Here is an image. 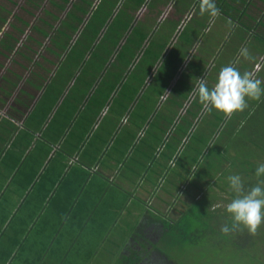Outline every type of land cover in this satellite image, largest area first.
<instances>
[{
  "label": "crops",
  "instance_id": "obj_1",
  "mask_svg": "<svg viewBox=\"0 0 264 264\" xmlns=\"http://www.w3.org/2000/svg\"><path fill=\"white\" fill-rule=\"evenodd\" d=\"M23 1L0 3L19 12ZM214 2L216 17L201 14L200 0H92L94 26L91 11L67 27L71 5L59 12L43 1L44 35L27 30L43 46L0 56V264L114 263L129 256L132 238L122 248L110 241L106 219L132 197L145 205L141 221L172 219L178 203L218 188L245 154L243 173L257 182L264 131L253 129L246 153L238 138L255 114L264 128L255 110L264 99L229 118L195 89L200 78L211 89L230 64L264 81L252 34L264 0Z\"/></svg>",
  "mask_w": 264,
  "mask_h": 264
},
{
  "label": "rangeland",
  "instance_id": "obj_2",
  "mask_svg": "<svg viewBox=\"0 0 264 264\" xmlns=\"http://www.w3.org/2000/svg\"><path fill=\"white\" fill-rule=\"evenodd\" d=\"M51 3L53 6H56L55 1L51 0ZM75 6H80V8L85 9L87 13H91V11L92 14L94 13L89 21H87L92 22L91 26H94L95 4H92V0H88L84 3H82V0H79V2L75 3ZM89 6L90 8L87 9ZM42 14L43 13L40 15ZM48 14L49 16L51 15L50 12ZM83 22H85V19ZM253 25V44L257 45L258 52L262 54L264 52V22H262L260 26L256 23H253ZM88 33V29L84 31L80 41L84 42L86 39H90V37L87 38L86 36ZM259 76L264 77V71ZM262 87H264V84ZM261 99H264V96H262ZM246 100H248V98H246ZM255 110L260 113L264 112V108H257ZM256 119H260L257 117V114L254 115L253 119L248 120L246 124L243 125V130L239 133L238 139L242 145V147L240 146L241 152L246 153L245 149L249 148L248 144L252 142L253 129L257 130L259 127L260 130L264 131L261 125H257V122H255ZM237 159L241 164H232L229 171L222 175L223 177L216 183L218 188H207L199 200L194 199V196H192L189 197V200L187 199L189 203H178L175 209L181 213H172L170 215L172 220L170 221L160 220V222H166L165 225L168 228V232L164 234L159 241L155 242L153 247L164 253L175 264L264 263L261 259L264 257V222H262L256 234L249 233L242 225L230 231L228 234L221 231L223 225L227 224L231 226L233 223L231 214L226 211V205L235 198V194L229 188L227 177L232 174H239L244 180L246 189H250L256 185V182H250L243 173V171H247V165L251 162L252 158L249 159L248 155L245 154L238 155ZM201 170V168H198L196 173L199 174ZM106 203L108 204V201ZM145 211V205L139 202L135 197H132L124 213L123 211L120 213L119 211L116 212V214H114L116 219L113 221L106 219L109 224H114L112 227L105 226L104 228V230L109 231V240H114L115 244H118V246L122 248L123 244H125L127 240H130L136 233L138 226L142 223L141 217ZM107 216H110V214H107ZM85 237V239L91 240V250L94 252V248H96L94 233ZM71 264L78 263L77 261L71 260Z\"/></svg>",
  "mask_w": 264,
  "mask_h": 264
},
{
  "label": "clouds",
  "instance_id": "obj_3",
  "mask_svg": "<svg viewBox=\"0 0 264 264\" xmlns=\"http://www.w3.org/2000/svg\"><path fill=\"white\" fill-rule=\"evenodd\" d=\"M199 7L201 14L207 13L211 17L219 14L214 0H200ZM240 55L249 58L246 48L240 50ZM197 80L195 92L199 102L209 111L215 109L229 118L248 107L246 98L260 100L264 96V87L261 86L264 81L255 78L249 72L242 74L231 64L219 70L216 83L211 89L204 78ZM255 176L256 185L250 189L245 188L244 180L239 174L227 177L229 188L235 194V198L226 205V211L231 214L233 223L231 226L223 225L221 227L223 233L228 234L242 225L249 233L256 234L264 222V163L258 164Z\"/></svg>",
  "mask_w": 264,
  "mask_h": 264
},
{
  "label": "trees",
  "instance_id": "obj_4",
  "mask_svg": "<svg viewBox=\"0 0 264 264\" xmlns=\"http://www.w3.org/2000/svg\"><path fill=\"white\" fill-rule=\"evenodd\" d=\"M43 1L44 0H24V4L19 6V12H13L12 9H9L0 3V56L7 59L10 56H13L14 53L21 51H36L34 50L33 46H43V43H39L37 38H27V35L29 34L27 30L29 27L31 28L32 32L36 30L38 33L44 35L40 29H42V24H45V20L42 18L43 14H38V11L41 13L45 12ZM60 1H62L61 4H59ZM60 1L56 2V6H53V8L59 12L65 8V5H71L70 11L67 12L68 14L65 15L66 18L62 22H67V27L69 22H77V25L81 24L86 11H80V6H75V3L79 2V0H74L75 2H71L70 0ZM83 2L84 0H82V3ZM46 11L47 13H51V10L48 11L46 9ZM51 16L58 18L57 15L52 13ZM33 18L39 20V24L36 23V27L34 23L30 21ZM88 29H90V25ZM71 30L74 32L76 29L73 28ZM61 35L62 33L59 31V28L56 29L55 36ZM67 39H69V37ZM28 43H31V46H29ZM88 49L91 51L92 45L88 47ZM2 65L3 64L0 63V67H2ZM10 96L11 94H9V97ZM16 101L19 102L18 97ZM24 108L27 107L24 105ZM162 220L170 221L172 219ZM165 224V221L160 222V219L158 218L142 221L131 239L132 244L130 245V251L127 253L129 256L126 257L124 255L120 259L115 260L114 263L109 264H175L164 253L153 247V244L159 241L164 236V234L168 232V228ZM261 259L264 262V257Z\"/></svg>",
  "mask_w": 264,
  "mask_h": 264
},
{
  "label": "flooded vegetation",
  "instance_id": "obj_5",
  "mask_svg": "<svg viewBox=\"0 0 264 264\" xmlns=\"http://www.w3.org/2000/svg\"><path fill=\"white\" fill-rule=\"evenodd\" d=\"M140 238H141V236H140ZM128 253V252H127Z\"/></svg>",
  "mask_w": 264,
  "mask_h": 264
}]
</instances>
